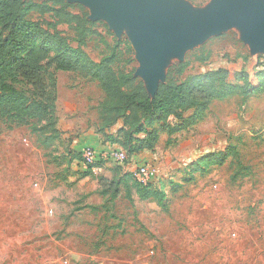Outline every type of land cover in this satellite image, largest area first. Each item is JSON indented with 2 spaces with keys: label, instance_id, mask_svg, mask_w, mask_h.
I'll return each instance as SVG.
<instances>
[{
  "label": "rangeland",
  "instance_id": "rangeland-1",
  "mask_svg": "<svg viewBox=\"0 0 264 264\" xmlns=\"http://www.w3.org/2000/svg\"><path fill=\"white\" fill-rule=\"evenodd\" d=\"M69 10L82 11L78 5ZM89 27L85 50L92 59L115 51L116 69L135 72L126 35L118 39L104 21ZM60 29L76 44L72 28ZM55 50L51 46L52 56ZM180 63L185 69L174 70L178 82L218 68L256 76L264 70V54L253 59L231 30L190 50L169 70ZM135 84L145 88L139 77ZM57 87L55 138L0 122V264H264V90L246 102L241 94L215 100L202 121L171 136L161 132L163 156L151 164L158 169L155 187L167 193L164 210L142 200L134 187L131 197L124 187L115 199L102 195V177L125 174L131 184L139 164L129 155L124 163L102 160L93 170L83 163V148L71 146L89 130L107 141L103 133H119L124 119L106 125V93L80 71H58Z\"/></svg>",
  "mask_w": 264,
  "mask_h": 264
},
{
  "label": "trees",
  "instance_id": "trees-1",
  "mask_svg": "<svg viewBox=\"0 0 264 264\" xmlns=\"http://www.w3.org/2000/svg\"><path fill=\"white\" fill-rule=\"evenodd\" d=\"M76 5L81 12L69 10ZM99 21L89 20L80 3L66 0H0V122L11 128L28 125L44 140L55 138L59 135L57 72L80 71L98 80L106 93L101 106L106 125L124 119L125 127L119 133L103 135L112 144L126 147L131 156L154 149L162 131L171 136L202 121L215 100L241 94L246 102L264 90V81L259 78L264 70L255 76L245 70L218 68L187 83L174 78V70L182 73L185 69L180 63L169 70L166 82L150 99L146 89L135 84L133 70L125 73L116 69L118 53L113 51L95 61L85 50L92 32L89 25ZM61 25L75 31L76 44ZM51 46L56 48L53 56ZM190 110L193 114L187 115ZM232 178L235 180V175ZM100 181V192H110L111 199L117 198L123 187L131 197L134 187L142 200L151 199L168 210L167 193L156 188L155 182L145 185L136 178L130 184L125 174Z\"/></svg>",
  "mask_w": 264,
  "mask_h": 264
},
{
  "label": "water",
  "instance_id": "water-1",
  "mask_svg": "<svg viewBox=\"0 0 264 264\" xmlns=\"http://www.w3.org/2000/svg\"><path fill=\"white\" fill-rule=\"evenodd\" d=\"M80 3L88 19L104 21L118 39L126 35L150 99L170 66L212 37L235 30L256 59L264 54V0H66Z\"/></svg>",
  "mask_w": 264,
  "mask_h": 264
},
{
  "label": "built area",
  "instance_id": "built-area-1",
  "mask_svg": "<svg viewBox=\"0 0 264 264\" xmlns=\"http://www.w3.org/2000/svg\"><path fill=\"white\" fill-rule=\"evenodd\" d=\"M83 163L87 165V167H91L95 170L97 167L96 163L101 160H109L115 159L121 163H124L129 155L127 151L122 149L113 150V149H102L97 150L95 147H85L82 150ZM135 176L142 184H149L151 182H155L158 174V169L154 164L150 163H142L139 164L135 169Z\"/></svg>",
  "mask_w": 264,
  "mask_h": 264
},
{
  "label": "crops",
  "instance_id": "crops-1",
  "mask_svg": "<svg viewBox=\"0 0 264 264\" xmlns=\"http://www.w3.org/2000/svg\"><path fill=\"white\" fill-rule=\"evenodd\" d=\"M191 1L194 2L195 4L197 3L196 0H191ZM201 1H202L201 3H205L203 2L204 0ZM88 146L95 147L100 150L119 147L118 144H112L111 142L105 140L103 141L101 135L97 134L95 131L92 130H89L88 132H85V134L80 135L79 138L75 140V142L72 144L71 147L73 151H75ZM162 153L163 152L161 151V147L157 144V146L154 149H144L139 153L132 154L130 157L132 160V164H142V163L151 164V162H153V160H157L159 156L161 158L163 156ZM98 169L100 171L103 170V168H101L100 166L98 167Z\"/></svg>",
  "mask_w": 264,
  "mask_h": 264
}]
</instances>
